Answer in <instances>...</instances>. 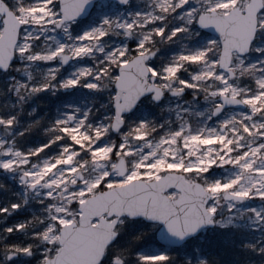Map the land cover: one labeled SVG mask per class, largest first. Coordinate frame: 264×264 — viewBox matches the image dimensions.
Masks as SVG:
<instances>
[{"label":"snow or ice","instance_id":"snow-or-ice-1","mask_svg":"<svg viewBox=\"0 0 264 264\" xmlns=\"http://www.w3.org/2000/svg\"><path fill=\"white\" fill-rule=\"evenodd\" d=\"M0 264H264V0H0Z\"/></svg>","mask_w":264,"mask_h":264},{"label":"rangeland","instance_id":"rangeland-1","mask_svg":"<svg viewBox=\"0 0 264 264\" xmlns=\"http://www.w3.org/2000/svg\"><path fill=\"white\" fill-rule=\"evenodd\" d=\"M52 106H53V107L55 106V101H53V104H52Z\"/></svg>","mask_w":264,"mask_h":264}]
</instances>
